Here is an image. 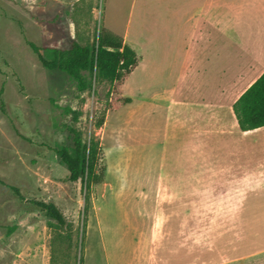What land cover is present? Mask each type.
I'll use <instances>...</instances> for the list:
<instances>
[{
  "label": "rangeland",
  "instance_id": "374dc122",
  "mask_svg": "<svg viewBox=\"0 0 264 264\" xmlns=\"http://www.w3.org/2000/svg\"><path fill=\"white\" fill-rule=\"evenodd\" d=\"M142 5L0 0V179L21 192L0 183V264H264V179H139L136 109L120 101L111 111L109 81L91 78L92 88L80 92L27 43L50 56L73 41L92 44L107 27L132 44L141 37ZM127 83L147 84L142 95L123 88L137 102L155 85L141 67ZM71 110L82 112L78 121ZM67 125L102 149L104 180L88 192L87 210V190L69 180L54 151L73 146ZM34 201L54 202L68 225L57 226Z\"/></svg>",
  "mask_w": 264,
  "mask_h": 264
},
{
  "label": "crops",
  "instance_id": "0c3cea01",
  "mask_svg": "<svg viewBox=\"0 0 264 264\" xmlns=\"http://www.w3.org/2000/svg\"><path fill=\"white\" fill-rule=\"evenodd\" d=\"M142 2L139 40L105 27L139 55L132 73L154 77L141 102L123 88L142 95L146 83L128 84L129 76L121 86L136 109L138 178L264 179V126L243 131L234 113L264 73V0Z\"/></svg>",
  "mask_w": 264,
  "mask_h": 264
},
{
  "label": "trees",
  "instance_id": "16d2710c",
  "mask_svg": "<svg viewBox=\"0 0 264 264\" xmlns=\"http://www.w3.org/2000/svg\"><path fill=\"white\" fill-rule=\"evenodd\" d=\"M27 43L45 68L61 71L72 77L77 82L80 92L92 88L91 78L98 82L109 81L111 89L107 95L115 96L109 101L111 111L118 110L120 101L131 102L130 98L121 95V86L138 65L140 57L121 36L109 29L102 27L96 40L90 45L73 41L69 48L52 49L50 56H46L42 48L35 43L31 41ZM71 112L73 120L78 121L82 112L79 110H71ZM234 113L243 131L264 126V73L235 102ZM104 122L105 113H102L95 123L96 128H101ZM67 129L72 135L73 146L57 147L54 151L61 163L67 167L69 180L72 182L81 180L87 190L85 195V210H87L88 192L93 185H99L104 180V167H98L102 149L95 136L85 141L82 131L76 126L67 125ZM0 183L11 188L17 195H21L18 187L6 184L1 179ZM33 203L43 210L48 218L55 220L57 226L68 225L64 214L54 202L34 201ZM81 261L83 262L82 259Z\"/></svg>",
  "mask_w": 264,
  "mask_h": 264
}]
</instances>
